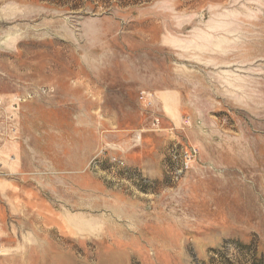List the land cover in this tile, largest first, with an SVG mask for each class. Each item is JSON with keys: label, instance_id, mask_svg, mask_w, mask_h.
Returning a JSON list of instances; mask_svg holds the SVG:
<instances>
[{"label": "rangeland", "instance_id": "obj_1", "mask_svg": "<svg viewBox=\"0 0 264 264\" xmlns=\"http://www.w3.org/2000/svg\"><path fill=\"white\" fill-rule=\"evenodd\" d=\"M0 264H264V0H0Z\"/></svg>", "mask_w": 264, "mask_h": 264}]
</instances>
